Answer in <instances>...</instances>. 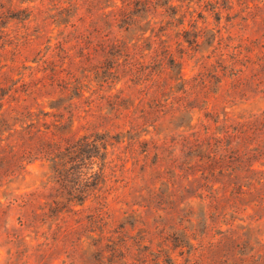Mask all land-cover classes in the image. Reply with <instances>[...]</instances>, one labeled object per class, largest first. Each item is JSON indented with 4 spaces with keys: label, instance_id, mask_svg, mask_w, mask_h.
Segmentation results:
<instances>
[{
    "label": "rangeland",
    "instance_id": "obj_1",
    "mask_svg": "<svg viewBox=\"0 0 264 264\" xmlns=\"http://www.w3.org/2000/svg\"><path fill=\"white\" fill-rule=\"evenodd\" d=\"M262 114L264 0H0V264H264V128L213 224L187 148Z\"/></svg>",
    "mask_w": 264,
    "mask_h": 264
},
{
    "label": "trees",
    "instance_id": "obj_2",
    "mask_svg": "<svg viewBox=\"0 0 264 264\" xmlns=\"http://www.w3.org/2000/svg\"><path fill=\"white\" fill-rule=\"evenodd\" d=\"M147 49H150L147 48ZM145 56V55H144ZM168 63L171 65L174 64V59L169 58ZM159 65L163 64V60L161 59L158 63ZM141 72L140 69H136L135 76L140 77ZM216 122V120H214ZM264 128V117L263 114L260 117H255L251 120H248L245 123H240L236 125L234 128H232L231 131L225 130L223 131V134H220L218 132V135H215L214 132L212 134H208L207 128H205V134L204 136H201L200 134L193 133L192 138L189 140V144H187V148L194 151H197L199 153H196L194 157L197 159V162H199L202 165L201 169H198L200 172V178L204 179L206 182V194L200 195V199L203 201H206V206L208 207V210H205V218L209 219L213 223V215L216 214V203L219 200V193L223 190L226 191V184L224 182H220L217 180V175H221L224 172L225 166H227V161H238V152H241L243 155H248L249 152H255L258 150V146H252L250 148L249 141H252L253 135L257 134L258 132L262 131ZM14 131H17V129L14 128ZM29 131L23 129L19 131V137L17 138L16 144L19 141H22L27 135H29ZM236 138L239 140L240 145L245 144V146H238L234 149L231 148L230 142L228 140ZM14 146V145H13ZM69 151H61L56 150V152H47L49 155H51V160L55 162V168L56 169V161L61 163L63 157L60 156V154H65L68 152V158L70 153L77 154L80 152V147L78 148V152H72V149L70 147ZM67 150V149H66ZM42 152V151H40ZM31 154V150H27L24 152V154ZM23 154V155H24ZM23 155L19 157H23ZM82 155V153H81ZM260 155V154H259ZM16 158L14 162H11L10 167L12 169L10 170L9 174H13L17 168L22 169L23 164L21 163L24 161V159ZM78 157V156H77ZM83 160L85 157H82ZM254 162L251 161L246 164V166L241 169V172L237 174L235 179H239L238 181H231L227 185H232L231 194H236L237 196L245 195L247 192H249L252 189H256V186H260L257 188L258 190L261 189V187L264 185V171H260V173L257 174L254 169ZM229 168V166H227ZM207 169V172L205 170ZM232 171L235 169L231 168ZM228 169H226L227 171ZM243 173V175H242ZM217 174V175H215ZM242 175V176H241ZM244 179V180H242ZM242 181V182H241ZM260 195V193H259ZM75 198V197H74ZM262 198V197H261ZM78 201H80V204L82 203L83 199L77 198ZM224 230L219 228L217 234H223ZM223 236V235H222Z\"/></svg>",
    "mask_w": 264,
    "mask_h": 264
}]
</instances>
